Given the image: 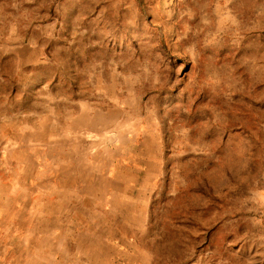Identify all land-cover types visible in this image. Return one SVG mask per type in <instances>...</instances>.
I'll return each mask as SVG.
<instances>
[{"label":"rangeland","instance_id":"1","mask_svg":"<svg viewBox=\"0 0 264 264\" xmlns=\"http://www.w3.org/2000/svg\"><path fill=\"white\" fill-rule=\"evenodd\" d=\"M24 177L122 197L137 264H264V0H0V184Z\"/></svg>","mask_w":264,"mask_h":264},{"label":"crops","instance_id":"2","mask_svg":"<svg viewBox=\"0 0 264 264\" xmlns=\"http://www.w3.org/2000/svg\"><path fill=\"white\" fill-rule=\"evenodd\" d=\"M27 180L18 188L0 184V264H43L44 256L47 264H69L75 255L89 263L125 264L127 259L137 264L139 251L124 230L128 215L122 197L106 204V215L97 210L92 216L90 201L75 193L76 182H57L44 194L40 184L30 186ZM93 219L104 224L94 227L96 232L102 228L98 246L92 239Z\"/></svg>","mask_w":264,"mask_h":264}]
</instances>
